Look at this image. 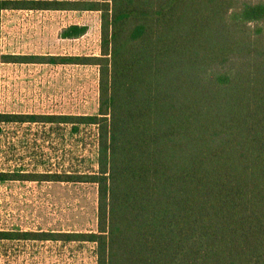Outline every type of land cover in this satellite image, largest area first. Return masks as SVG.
Segmentation results:
<instances>
[{
	"label": "trees",
	"instance_id": "obj_1",
	"mask_svg": "<svg viewBox=\"0 0 264 264\" xmlns=\"http://www.w3.org/2000/svg\"><path fill=\"white\" fill-rule=\"evenodd\" d=\"M11 10L98 12L100 53H3ZM7 63L98 68L96 114L0 111V133L13 122L97 128L94 170H0V183L94 184L97 228H0V242H90L97 264H264V0H0V76Z\"/></svg>",
	"mask_w": 264,
	"mask_h": 264
},
{
	"label": "rangeland",
	"instance_id": "obj_2",
	"mask_svg": "<svg viewBox=\"0 0 264 264\" xmlns=\"http://www.w3.org/2000/svg\"><path fill=\"white\" fill-rule=\"evenodd\" d=\"M88 27L78 39L63 28ZM2 50L8 54L99 55L100 14L11 10L2 15ZM98 68L92 65L8 63L0 76V111L13 114L92 115L98 111ZM0 170L78 173L97 168V128L41 122L3 123ZM97 189L78 182L0 183V228L91 232L97 228ZM95 244L39 240L0 242V264H97Z\"/></svg>",
	"mask_w": 264,
	"mask_h": 264
},
{
	"label": "crops",
	"instance_id": "obj_3",
	"mask_svg": "<svg viewBox=\"0 0 264 264\" xmlns=\"http://www.w3.org/2000/svg\"><path fill=\"white\" fill-rule=\"evenodd\" d=\"M8 64V63H7ZM33 64V63H32Z\"/></svg>",
	"mask_w": 264,
	"mask_h": 264
}]
</instances>
